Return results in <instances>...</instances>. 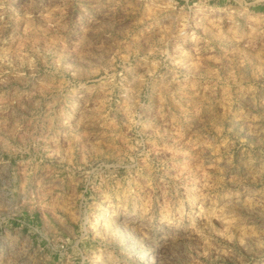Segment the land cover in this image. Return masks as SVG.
Instances as JSON below:
<instances>
[{"label": "rangeland", "instance_id": "1", "mask_svg": "<svg viewBox=\"0 0 264 264\" xmlns=\"http://www.w3.org/2000/svg\"><path fill=\"white\" fill-rule=\"evenodd\" d=\"M0 264H264V0H0Z\"/></svg>", "mask_w": 264, "mask_h": 264}]
</instances>
